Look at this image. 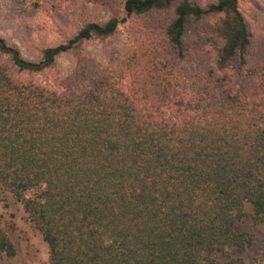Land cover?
Returning <instances> with one entry per match:
<instances>
[{
    "label": "trees",
    "instance_id": "trees-1",
    "mask_svg": "<svg viewBox=\"0 0 264 264\" xmlns=\"http://www.w3.org/2000/svg\"><path fill=\"white\" fill-rule=\"evenodd\" d=\"M111 9L36 60L0 36V202L49 264H264V98L223 73L264 76L240 0ZM122 25L124 45L88 53ZM15 255L0 229V261Z\"/></svg>",
    "mask_w": 264,
    "mask_h": 264
},
{
    "label": "rangeland",
    "instance_id": "rangeland-1",
    "mask_svg": "<svg viewBox=\"0 0 264 264\" xmlns=\"http://www.w3.org/2000/svg\"><path fill=\"white\" fill-rule=\"evenodd\" d=\"M208 5L216 0H196ZM123 0H0V36L16 47L27 60H36L40 49L64 42L88 20L103 22L111 16V6L119 8ZM249 32L248 58L252 64L264 59V0H240ZM125 27L105 40L87 45V51L103 61L109 46L125 44ZM238 60L223 71L248 99L264 98V76L237 73ZM73 62L67 55L58 58L56 69L68 74ZM52 76H38L42 82ZM0 229L15 246L16 255L3 258L0 264H49L48 247L28 224L21 206L12 201L0 202Z\"/></svg>",
    "mask_w": 264,
    "mask_h": 264
}]
</instances>
